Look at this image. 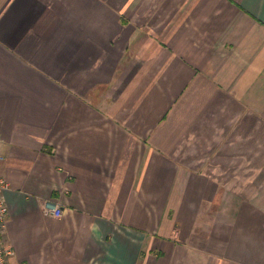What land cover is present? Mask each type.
Here are the masks:
<instances>
[{
    "label": "crops",
    "instance_id": "0c3cea01",
    "mask_svg": "<svg viewBox=\"0 0 264 264\" xmlns=\"http://www.w3.org/2000/svg\"><path fill=\"white\" fill-rule=\"evenodd\" d=\"M0 172L8 264H264V0H0Z\"/></svg>",
    "mask_w": 264,
    "mask_h": 264
},
{
    "label": "built area",
    "instance_id": "2783aa9c",
    "mask_svg": "<svg viewBox=\"0 0 264 264\" xmlns=\"http://www.w3.org/2000/svg\"><path fill=\"white\" fill-rule=\"evenodd\" d=\"M10 183L7 178L0 172V264H8V257L12 250L5 247L3 242V232L7 228L10 216V208L7 204L5 192L9 188ZM44 212L48 215L60 217L63 215L61 207L52 202L47 201L43 205Z\"/></svg>",
    "mask_w": 264,
    "mask_h": 264
}]
</instances>
